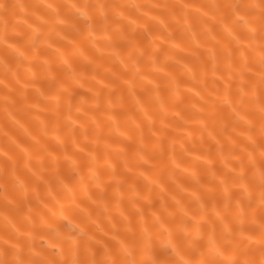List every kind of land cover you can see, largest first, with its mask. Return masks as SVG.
<instances>
[{
    "label": "clouds",
    "instance_id": "1",
    "mask_svg": "<svg viewBox=\"0 0 264 264\" xmlns=\"http://www.w3.org/2000/svg\"><path fill=\"white\" fill-rule=\"evenodd\" d=\"M169 6L183 10L182 19L171 26L159 14ZM14 7L11 0H0V16L8 14ZM20 11L24 14L31 12L42 22L49 24V33L38 42L36 36L40 29L32 25L28 40L29 43L36 42L37 48L42 47V42H49L47 48L50 49L53 45H58L54 49L58 59L66 56L60 42L71 43L69 33L72 31L80 33L82 40L91 48L98 50V46H103L102 41L110 39L111 33L97 32V23L107 27L120 21L140 27L143 21L151 20L160 23L166 32H171L172 38H178L179 33L180 39L194 45L196 65L203 69L205 76L201 79L194 65L190 82L194 88L204 90L209 88L205 82L210 80L214 93L199 96L197 101L200 104L199 113H207L206 120L210 121L205 124L207 136L201 132L199 150L202 148L204 155L211 157L209 147L215 145L216 158L224 161L226 173L218 175L215 166L209 165L212 170H206L195 179L194 184L200 186L204 178L215 181L224 194V202L219 206L216 203L208 204L200 199L195 189L190 193L201 218L207 220L211 216L219 221L217 238L216 226L208 221L210 230L205 232L200 221L188 214L191 211L185 208L183 201L176 195L181 187L176 184L177 167L172 166V161L182 163L184 153L189 149L178 147L175 137L171 143L168 142L172 120L178 119L183 114L182 111H178L170 120L169 113L164 109L169 106L178 107L182 97L179 89L175 94L165 96L157 86L151 89L148 104L133 103L142 113L143 122L136 123L131 113L127 121H121L110 102L105 106V115L111 113L106 122L112 133L125 128L129 131L127 142L134 145L131 153L116 154L121 166L119 171L112 162L111 155L108 158L111 160L110 164L107 161L101 164L94 148L88 153V167L83 172L75 161L72 162L82 181L79 190L73 189L57 175L58 184L64 192L63 199L79 201L72 207L78 215H72L68 208L56 210L54 205L48 207L44 201H56L59 199L57 195L49 192L46 197H42L34 192L32 185L20 178L17 162L12 161V166L7 169L0 167V264H164L153 252L151 240L154 231L160 232L161 247L171 250L177 264H264V0H190L188 3L179 0H93L92 3L88 0H39L38 8L28 9L21 5ZM191 14L201 18L198 24L192 22ZM101 36L104 37L103 40L97 39ZM0 48H7L27 61L23 65L27 83L22 85L17 69L10 66L4 56H0V120L3 121L0 124V159L11 161L9 146L13 151L20 150L25 154L28 149L22 148L20 141L11 135L8 122L15 119L20 111L31 116L30 102H37L28 100V83L46 80L51 84L55 81V75L49 77L46 74L51 72L48 59L39 63L41 70L37 72L33 67L34 58L27 57L21 48L3 35H0ZM160 52L161 48L157 47L148 63L157 64ZM65 66L75 85L83 88L82 80L73 75L76 69ZM131 71L139 80L148 74L142 71L141 65L134 62L131 64ZM216 80L223 86L217 85ZM128 85L130 89L135 87L132 80L128 81ZM34 95L43 101L49 96L55 97L50 102L59 104L60 97L56 91H47L42 87ZM17 98L25 101L22 107L17 106ZM100 106L101 101L97 97L91 107L95 110ZM209 109L213 110L210 117ZM76 111L83 109L77 108ZM66 118L71 122V127L75 128L76 122L73 121L71 111ZM162 121H168V125H163ZM50 131L56 133L57 137L61 136L45 123L31 139L37 145L42 144ZM157 133L161 135L157 137ZM101 140L96 135L87 139V143L89 145L91 141L99 145ZM237 141L241 142L239 151H223L225 142L235 144ZM67 142V138L63 136L64 152H67ZM57 146L61 147L60 144ZM150 161L153 168H166L167 182L175 186V190L161 193L160 206H163L167 198L175 203L185 217L193 219L191 225L187 222L181 225L189 246L195 248V241H206V247L196 249V255H189L177 246L171 229L163 226L155 212L152 223L158 228L153 229L145 222L138 202L144 201L155 206V201L150 196L151 188H148V195L143 199L138 188L129 189L137 192L128 200V205L140 213L136 230L144 239L141 246L121 237V230H132L130 218L123 211L120 213L123 225L110 221L108 229L102 227L92 213V206L88 201L93 198L95 201L107 202L103 207L98 203L95 206L106 213H110L108 209L112 201H119L121 205L125 201L124 185L127 180L116 185L106 182L98 170L100 167H109L113 176H123L122 173H130L133 168H144ZM32 174L40 183L51 185L46 176L40 173L37 175V172ZM227 174L235 177V180L229 182ZM140 175L142 177L143 172ZM158 178L162 179L160 175ZM9 184L14 194H9ZM109 185L111 199L105 197ZM233 191L238 192L239 196L233 198ZM81 193L88 195L81 197ZM8 207L22 210L19 220L9 215ZM253 209L258 210L259 214ZM228 210L231 219H225L224 212ZM38 241L43 243L38 244Z\"/></svg>",
    "mask_w": 264,
    "mask_h": 264
},
{
    "label": "bare ground",
    "instance_id": "2",
    "mask_svg": "<svg viewBox=\"0 0 264 264\" xmlns=\"http://www.w3.org/2000/svg\"><path fill=\"white\" fill-rule=\"evenodd\" d=\"M11 2L15 7L8 14L0 16V35L5 36L10 42L21 48L27 57L34 58L33 67L37 72L41 70L39 63L48 59L51 72L46 74L49 77L55 75V81L51 84L46 80H42L40 83H28V100L37 102H30L31 116L20 111L18 116L10 120L7 125L11 135L20 141L22 148L28 149V151L26 154L20 150L13 151L9 146L11 161L0 159V167L7 169L12 166V161L17 162L20 178L31 184L34 192H38L42 197H46L49 192L57 195L59 199L56 201H44L48 207L51 208L54 205L56 210L61 207L68 208L72 215H78V212L72 207L79 201L63 199L64 192L58 184L57 175L62 177L73 189L79 190L82 181L72 166L73 161L79 165L80 171L83 172L88 167V153L95 148L96 158L101 164H105L106 161L110 164L112 160L119 171L121 166L116 154L131 153L134 150V145L127 142L129 131L122 127L113 134L109 123L106 122L107 117L111 115V113L105 115L104 112L108 102L114 106L115 115L121 121H127L131 113L136 120L135 122L139 123L143 122V115L134 107L133 103L148 104L150 91L157 86L160 87L161 93L165 96L175 94L176 90L179 89L182 102L178 107L169 106L164 109L165 112L169 113L170 120L178 111H182L183 114L178 119L172 120L169 128L171 135L168 137V142L171 143L175 137L178 141V147L189 149L184 153L182 163L172 161V166L177 167L176 184L181 187V191L177 192L176 195L183 201L185 208L191 211L188 214L200 221L201 228L205 232L210 230L208 221H211V224L217 228V238H219V221L214 220L211 216L207 220L201 218L195 201L190 198V193L195 189L200 199L205 203L222 205L224 194L215 181L204 178V182L200 186H196L194 181L206 170H212L209 165L215 166L218 175H226L224 161L216 158L215 145L209 147V155L216 160L205 156L202 148L199 150L201 132L203 131L207 136L208 129L205 128V124L210 123V121L206 120L207 113H199L200 104L197 101L199 96L214 95V93L211 90L212 81L210 80L205 82L209 88L204 90L194 88L190 82L191 71L196 65L194 45L180 39L179 33H177L178 38H172L171 32H166L160 23L151 20L143 21L142 18L143 22L140 27L120 21L107 27L97 23L95 28L97 32L108 31L111 33L110 39L103 40V36L97 37V39L103 40V46H98V50L86 45L80 33L72 31L69 33L72 37H70L71 43L60 42L66 56L58 59L57 52L54 50L58 45H53L50 49L47 48L49 42H42V47L37 48L36 42L29 43L28 40L32 25L40 29L36 36L37 42L49 33L48 23L42 22L31 12L24 14L20 11L21 5L28 9L38 8L39 0H11ZM88 2L92 3L93 0H88ZM179 2L188 3L190 0H179ZM233 2H238V0H233ZM61 7L63 10V5ZM159 14L171 26L182 19L183 10L169 6L167 9L161 10ZM191 19L194 24H198L201 18L196 14H191ZM234 27L237 26L234 25ZM157 47L161 48L159 62L153 65L148 61L152 59L151 56ZM0 56H4L8 64L17 69L21 84L27 83V74L23 70V65L27 61L7 48H0ZM90 60L93 62L89 63ZM133 62L141 65L142 71L148 73L141 80L134 77L131 71ZM65 65L76 69L73 75L82 80L83 88L75 85L71 73ZM196 68L200 78L203 79L205 76L203 69L199 65H196ZM41 75L44 73L41 72ZM129 80L133 81L134 88H129ZM215 83L223 86L219 80H216ZM42 87L47 91L57 92L60 97L58 105L50 102L55 97L49 96L43 101L34 95L37 90H42ZM168 89H171V92H168ZM97 97L101 101V106L93 110L91 106ZM16 103L17 106L22 107L25 101L17 98ZM77 108H82L83 111H76ZM69 111L72 113L73 121L76 122L75 128L71 127V122L66 118ZM212 112L213 110L209 109V117ZM45 123L50 128H54L61 136L57 137L56 133L50 131L48 136L44 138V143L37 145L32 141L31 136L35 135ZM161 123L165 126L168 125V121ZM0 124H3L2 120H0ZM96 135L102 138L99 145H95L91 141L88 145L87 139ZM160 135L157 133V137ZM63 136L68 140L67 152L63 151ZM138 138L139 134L137 133V141L139 142ZM147 139L150 140V137ZM240 143V141L235 144L225 142L223 151L225 153L239 151ZM58 144L61 145L60 148L57 146ZM109 155H111V160L108 159ZM98 170L104 176L105 181L113 185L119 184L124 179L127 180L124 185L125 201L123 205L119 201H112L108 209L110 213L95 207L96 203L103 207L107 203L106 201H95V198L88 201V204L92 206L93 215L97 217L102 227L108 229L110 221L116 225H123L120 216L123 211L130 218L132 230H121V237L129 243L141 246L144 239L136 230L140 213L136 208L128 205V200L132 199L137 192L135 190L129 191V189L138 188L143 199L144 196L148 195V188H151L150 196L155 201V206H150L144 201L138 202L143 210L145 222L149 223L153 229H157L158 226L152 223L153 212H155L163 222V226L171 229L177 246L189 255H196V249L202 250L206 247V241L203 239L194 242L195 248L189 246L184 233L181 231V225L184 222L189 225L194 222L192 218L185 217L175 203L167 200V198L163 206H160L159 197L161 193L175 190V186L167 182L166 168H153L150 161L144 168H133L130 173H122L123 176L111 175V170L107 166L100 167ZM33 172H37V175L40 173L46 176L51 185L40 183L32 174ZM142 172L143 176L141 177ZM157 174L162 179L158 178ZM84 179L86 180L87 177ZM227 179L232 182L235 177L227 174ZM8 191L9 194H14L10 184ZM87 195V193H81V197ZM238 196V192H232L233 198ZM105 197L111 199L110 185L109 190L105 192ZM7 210L10 216L17 220L20 219L21 209L8 207ZM253 211H257L259 214L258 210L253 209ZM224 216L225 219H231L230 210L225 211ZM58 226L63 227V225ZM253 231H258V229H253ZM160 235L159 231H154L152 236L151 243L154 254L160 257L164 264H177L176 257L171 250L161 247ZM37 243H43V241ZM210 264H214V262H210Z\"/></svg>",
    "mask_w": 264,
    "mask_h": 264
}]
</instances>
